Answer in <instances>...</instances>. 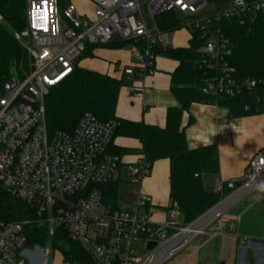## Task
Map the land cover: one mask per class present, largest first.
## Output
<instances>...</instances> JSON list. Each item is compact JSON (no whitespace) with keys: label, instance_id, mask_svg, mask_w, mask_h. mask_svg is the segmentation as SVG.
Segmentation results:
<instances>
[{"label":"built area","instance_id":"built-area-1","mask_svg":"<svg viewBox=\"0 0 264 264\" xmlns=\"http://www.w3.org/2000/svg\"><path fill=\"white\" fill-rule=\"evenodd\" d=\"M92 18L82 16L59 0H26V28L15 34L28 42L32 69L24 78L14 75L0 87V190L17 197L35 212L49 237L63 227L82 246L94 264H168L202 235L199 220L186 223L178 205L164 222H153L148 197L140 193L134 206L114 209L106 204L103 186L117 176L121 160L108 152L117 127L86 113L73 134L48 135L45 100L77 68L89 46L115 40L132 42V65L124 70L130 83L156 74L158 51L172 48L157 18L175 13L181 30L202 40L203 66L208 74L203 95L212 101L254 94L264 81L241 80L230 64L232 45L221 24L264 13V0H232L216 6L207 0H88ZM4 18L0 14V25ZM179 29V30H180ZM153 166L141 158L128 167L131 184L140 186ZM196 177H198L196 175ZM244 185L222 203L253 192H264V149L249 162ZM238 201V200H237ZM220 203V204H222ZM145 211L143 216L140 212ZM153 243L154 247L149 248ZM42 248H29L23 224L0 222V264H49ZM145 251L144 256L139 252Z\"/></svg>","mask_w":264,"mask_h":264},{"label":"trees","instance_id":"trees-1","mask_svg":"<svg viewBox=\"0 0 264 264\" xmlns=\"http://www.w3.org/2000/svg\"><path fill=\"white\" fill-rule=\"evenodd\" d=\"M209 4L224 6L232 0H207ZM61 9L69 4L59 0ZM0 14L4 24L0 25V87L14 75L24 78L32 69L29 48L15 38V34L26 28V0H0ZM181 18L175 13L161 15L157 24L162 31L175 32L181 27ZM223 34L232 45L230 64L241 79L264 81V13L248 16L244 24L225 21L221 24ZM132 42L115 40L105 46L112 49H129ZM202 40L197 34L189 41V48L158 51L179 63L172 75V92L179 108L167 113L165 129L143 123L119 119L116 115L120 91L129 84L109 76L77 67L62 84L52 88L46 97V119L48 135L73 134L86 113L101 121L117 123L113 142L108 150L112 155L125 156L128 151L116 147L118 137L138 140L142 148L139 155L152 166L161 160L170 162V200L182 212L185 222L192 223L209 212L232 190L215 192L205 185V177L219 173V152L216 146L190 150L187 145L183 115L192 104H212L225 108L232 118L264 114V87L254 94H244L234 99L212 101L202 93L208 74L201 52ZM89 46L85 55L89 54ZM196 175L198 177H196ZM105 202L114 209L118 206L117 185L109 183L102 188ZM35 212L23 200L0 190V222L23 224V233L29 248L50 249L62 255L65 264H94L89 253L73 242L63 227L49 237L48 226L39 227L33 220Z\"/></svg>","mask_w":264,"mask_h":264},{"label":"crops","instance_id":"crops-1","mask_svg":"<svg viewBox=\"0 0 264 264\" xmlns=\"http://www.w3.org/2000/svg\"><path fill=\"white\" fill-rule=\"evenodd\" d=\"M69 4L80 15L93 17L94 6L90 5V11L79 3ZM185 46L172 48H189ZM89 51L77 67L127 81L124 70L133 63L129 49L92 47ZM178 66L177 61L159 56L153 77L134 83L127 81L129 86L120 91L117 117L165 129L169 109L180 107L172 92V75ZM182 125L190 150L206 146L218 148L219 173L205 177L212 178L207 186L215 192L228 189L234 192L232 185L243 180L252 157L264 149V114L232 118L225 108L192 104L183 115ZM114 145L128 151L119 157L121 166L111 182L117 185L119 201V186L129 178L128 167L142 158L139 155L142 145L138 140L124 137H118ZM134 193L135 199L140 193L148 197L153 222H164L172 206L169 160L156 162L150 177L134 188ZM144 214L145 211L140 212V216ZM178 255L180 260L176 264H264V192H253L239 199Z\"/></svg>","mask_w":264,"mask_h":264},{"label":"rangeland","instance_id":"rangeland-1","mask_svg":"<svg viewBox=\"0 0 264 264\" xmlns=\"http://www.w3.org/2000/svg\"><path fill=\"white\" fill-rule=\"evenodd\" d=\"M68 2L79 3L84 8H87L90 11L92 10L91 6L93 7V4L90 1H88V0H68ZM172 35H174V36H172ZM169 38H170V40L172 42V47L173 48L180 47L181 45H186L185 47H188L189 46V39L191 38V34L187 30H181L180 29V30L175 31L173 34H170ZM23 45L29 48L28 42H23ZM208 180H210L211 182L213 181L212 178H210V177L206 178L205 179V181H206L205 185L206 186L208 185V183H207ZM136 187H137L136 185L131 184L130 178H127L125 180V183L120 184V186H119V201H118V203H119V206H121L123 209L132 207V206H134L136 204L137 196H136V199H135V193H134V188H136ZM229 196H227V197H229ZM227 197L223 198L218 204H220L224 200H226ZM216 206H214V207H216ZM225 212L221 216H219L216 219V221L221 219L223 217V215L225 214ZM41 250H42L43 257L46 256V251L49 250L50 253L47 256L49 264H65L64 261H63V257H62V255L60 253L51 251L49 248L48 249H41ZM139 254H140V256H144L146 254V252L145 251H140ZM179 260H180V255H177L168 264H176Z\"/></svg>","mask_w":264,"mask_h":264},{"label":"bare ground","instance_id":"bare-ground-1","mask_svg":"<svg viewBox=\"0 0 264 264\" xmlns=\"http://www.w3.org/2000/svg\"><path fill=\"white\" fill-rule=\"evenodd\" d=\"M239 200V197H233L229 199L228 201L220 204L217 206L214 210L209 212L206 216H204L197 226H200L201 228H204L207 224L217 219L219 216H221L228 208H230L234 203Z\"/></svg>","mask_w":264,"mask_h":264},{"label":"water","instance_id":"water-1","mask_svg":"<svg viewBox=\"0 0 264 264\" xmlns=\"http://www.w3.org/2000/svg\"><path fill=\"white\" fill-rule=\"evenodd\" d=\"M244 185V181H238V182H236L235 184H234V186L236 187V188H241L242 186ZM220 204H218L217 206H219ZM216 206V207H217ZM216 207H214L213 209H211L209 212H211L212 210H214ZM209 212H207L204 216H206ZM204 216H202V217H200L199 219H202ZM198 219V220H199ZM152 247H154V244L153 243H151V244H149V248H152Z\"/></svg>","mask_w":264,"mask_h":264}]
</instances>
